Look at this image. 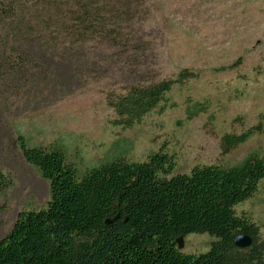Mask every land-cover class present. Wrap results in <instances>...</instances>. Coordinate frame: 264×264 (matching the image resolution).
Masks as SVG:
<instances>
[{"label": "rangeland", "instance_id": "obj_1", "mask_svg": "<svg viewBox=\"0 0 264 264\" xmlns=\"http://www.w3.org/2000/svg\"><path fill=\"white\" fill-rule=\"evenodd\" d=\"M15 1L24 22V0ZM26 1L32 26L55 35V10L50 16L43 0ZM59 1L74 11L100 9L105 28L75 37L83 45L80 67L39 59L46 81L24 77V56L0 25V239L21 210L44 207L49 197L47 180L23 159L19 137L59 149L78 168L118 153L127 161L165 153L174 161L172 174L230 167L250 153L264 158V0ZM182 71L194 77L176 82L162 109L130 128L114 124L108 96L132 84L177 80ZM250 129L246 142L222 151V137ZM235 211L264 238V179ZM214 239L190 233L180 250L198 254Z\"/></svg>", "mask_w": 264, "mask_h": 264}, {"label": "trees", "instance_id": "obj_2", "mask_svg": "<svg viewBox=\"0 0 264 264\" xmlns=\"http://www.w3.org/2000/svg\"><path fill=\"white\" fill-rule=\"evenodd\" d=\"M43 2L50 16L55 10V35L32 26L33 8L26 0L24 22L15 0H0V25L24 56V72L16 74L24 73L31 84L37 78L46 81L37 66L42 57L74 68L84 65L83 45H75V37L105 28L100 9L82 5L74 11L65 1ZM75 15L79 24L73 25ZM191 77L182 71L174 81L132 84L123 94H111L107 105L116 116L114 124L130 128L162 109L173 85ZM252 133L225 135L222 151L243 144ZM18 147L47 180L49 197L44 207L18 213L0 239V264H264L258 225L235 211L264 179V158L256 153L230 167L202 165L172 174L174 161L162 152L144 161H127L118 153L78 168L59 149L32 147L21 137ZM239 232L252 237L251 245L234 244ZM190 233L215 239L204 252L184 253L176 239Z\"/></svg>", "mask_w": 264, "mask_h": 264}, {"label": "water", "instance_id": "obj_3", "mask_svg": "<svg viewBox=\"0 0 264 264\" xmlns=\"http://www.w3.org/2000/svg\"><path fill=\"white\" fill-rule=\"evenodd\" d=\"M107 222H108V220H107ZM182 239H183V236H179L176 239L178 249H180L182 246ZM252 241H253V239L251 236H249L245 233H242V232H239L234 238V244L239 248L248 247L249 245H251Z\"/></svg>", "mask_w": 264, "mask_h": 264}]
</instances>
